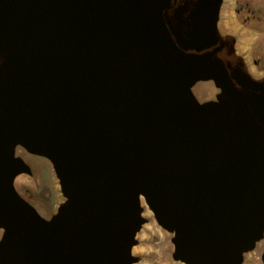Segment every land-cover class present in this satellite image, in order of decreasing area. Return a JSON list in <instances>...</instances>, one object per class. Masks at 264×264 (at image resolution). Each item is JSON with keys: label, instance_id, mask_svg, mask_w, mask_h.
<instances>
[{"label": "water", "instance_id": "1", "mask_svg": "<svg viewBox=\"0 0 264 264\" xmlns=\"http://www.w3.org/2000/svg\"><path fill=\"white\" fill-rule=\"evenodd\" d=\"M222 4L0 0V264H133L143 203L184 264L264 240V75L220 34ZM17 147L52 166L49 218L14 187Z\"/></svg>", "mask_w": 264, "mask_h": 264}, {"label": "rangeland", "instance_id": "2", "mask_svg": "<svg viewBox=\"0 0 264 264\" xmlns=\"http://www.w3.org/2000/svg\"><path fill=\"white\" fill-rule=\"evenodd\" d=\"M218 30L223 37H235L236 51L244 57L249 72L257 78L263 76L264 0H223ZM192 90L200 101L213 99L218 91L212 81L197 83ZM17 151L30 166L31 174H19L14 180V187L40 214L49 218L64 200L52 166L44 157L27 155L29 153L22 147H17ZM142 206L145 223L135 236L137 242L132 254L139 260L133 264H184L172 258V234L158 225L145 203ZM263 251L264 240L244 255L242 264H262Z\"/></svg>", "mask_w": 264, "mask_h": 264}]
</instances>
